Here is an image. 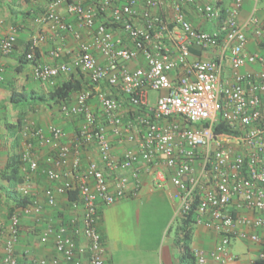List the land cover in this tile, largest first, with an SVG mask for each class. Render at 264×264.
<instances>
[{"label":"built area","instance_id":"2783aa9c","mask_svg":"<svg viewBox=\"0 0 264 264\" xmlns=\"http://www.w3.org/2000/svg\"><path fill=\"white\" fill-rule=\"evenodd\" d=\"M242 4L235 0L224 9L200 0H174L168 14L166 0L49 3L37 22L71 32L78 52L70 61L43 62L33 50L44 36L35 35L27 54L33 76L52 86L60 75L83 73L90 87L60 107L64 116L81 121L76 141L67 142L56 124L40 127L27 121L22 171L29 180L41 168L31 139L54 147L42 172L59 184L44 190L46 204L55 207L59 195L77 188L83 216L60 226L47 224L41 242L53 238L58 256L32 264H74L76 251L87 253L88 264H108L97 226L99 207L137 196L147 175L163 188L168 174L175 188L170 193L175 217L191 215L195 224L219 235L212 249H193L196 264H236L233 241L260 244L263 250L250 264H264V48L248 51L246 32L252 26L264 43V21L252 14L240 24ZM183 5L217 23V30L195 29ZM61 6L75 17L77 28L60 15ZM16 41L12 26L0 42V53L11 54ZM214 47L220 49L215 58L193 56V50ZM50 54L54 59L63 55L61 47ZM134 61L139 64L131 67ZM150 91L157 93L154 103ZM221 122L229 132L215 131ZM115 145L125 147L117 154ZM20 191L32 201L10 216L0 264H19L21 219L43 209L28 181ZM76 236L86 240V248L77 246Z\"/></svg>","mask_w":264,"mask_h":264},{"label":"crops","instance_id":"0c3cea01","mask_svg":"<svg viewBox=\"0 0 264 264\" xmlns=\"http://www.w3.org/2000/svg\"><path fill=\"white\" fill-rule=\"evenodd\" d=\"M52 0H0V42L9 33L13 22L17 29V44L15 50L9 55L0 53V73L4 79L0 83V103H8L11 92L33 91L37 94L44 95L50 92L48 83L38 81L32 73L33 63L24 62L21 57L24 55L27 46L30 44L35 35L44 36V40L39 43V59L43 62L57 64L61 61H70L78 52V41L71 32L56 31L50 27L49 23H39L37 19L46 11ZM124 1V0H122ZM202 3L217 4V0H200ZM235 0H222L220 5L224 9L229 8ZM242 8L238 16L240 24L246 23L252 14L258 19L264 21V0H242ZM167 13L170 14L174 0H166ZM186 16L191 20L192 25L199 30L213 32L217 30L218 24L204 21L191 5H183ZM59 13L63 19L77 28L76 19L70 15L65 6L59 8ZM252 26L246 28L249 38L248 51L263 49L260 41L254 35ZM84 38L89 40L90 35L83 31ZM55 47H61V58H52L50 52ZM220 49L214 47L207 52L193 50V56H202L215 58ZM100 58V55H98ZM139 64V61L131 63V67ZM254 68V67H253ZM249 69V67H248ZM225 70L230 74V65L227 61ZM70 74L60 75L56 80L61 82L68 79ZM55 80V81H56ZM75 96L73 97V101ZM8 105H10L8 103ZM90 106L95 112L98 108L94 100L90 101ZM10 110L12 106H7ZM14 116V117H13ZM17 115L12 114L10 122L15 120ZM32 119V120H31ZM38 126L45 127L48 124H56L63 128L66 133L67 142L76 141V135L80 127V120L76 117H66L60 111V107L50 105L36 106L35 112L30 115L29 121ZM6 135L7 132L3 130ZM2 133V134H3ZM3 136L6 144L9 142V135ZM39 144V143H37ZM45 146V145H42ZM47 147L42 155V163L45 164V158L54 155L56 149L51 146ZM125 145H115L114 149L119 154ZM92 150V149H91ZM93 152V151H92ZM8 153V152H7ZM94 153V152H93ZM95 154V153H94ZM7 159V156H6ZM41 160V158H40ZM42 176L38 173L32 180L37 198L43 205L42 212L38 215L24 216L21 219L20 235L16 245L17 255L21 262L29 263L31 260L53 259L58 256L55 250L53 238L47 243L41 242V234L46 225L52 223L55 226L66 224L71 218L83 216V205L81 202L72 203L67 194L59 195L57 205L49 207L46 204L44 190L49 186H55L59 183L45 181L40 179ZM39 177V178H38ZM143 185L135 197H128L117 201L110 206L101 205L98 214V229L103 237L105 246V257L108 264H182V251L177 239H170L164 243L163 229L156 236H152L150 230V221L145 228L141 221L136 222L137 228L133 227L132 216L139 218L145 208L152 209L159 206V202H168L174 213L175 202L171 199L170 193L175 190L171 180L167 178L165 187L160 188L156 185L153 175L143 177ZM154 208V209H155ZM175 216V215H174ZM183 218V217H182ZM192 225L187 226L191 230V247L205 250L212 249L219 241V235L213 230L197 225L194 222L186 221ZM186 225V224H184ZM4 233V231H3ZM2 231L0 232V253L3 256V239ZM77 246L86 248L87 242L82 236L75 237ZM251 247L243 253H235L238 256L236 264H250L257 257V254L263 250L260 244L244 243ZM233 251V249H232ZM74 264H88L87 253L76 251Z\"/></svg>","mask_w":264,"mask_h":264},{"label":"trees","instance_id":"16d2710c","mask_svg":"<svg viewBox=\"0 0 264 264\" xmlns=\"http://www.w3.org/2000/svg\"><path fill=\"white\" fill-rule=\"evenodd\" d=\"M217 4L221 5L222 0H217ZM183 11L186 15L184 8ZM186 18L187 20L191 21L188 16H186ZM14 24L15 23L13 22L12 26L16 27ZM194 28L198 29L196 27ZM260 44L262 48H264V43L260 42ZM31 51L32 49L30 42V44L26 48L24 55H22L21 57L22 61H31L33 63L32 60H29L27 58V54ZM33 51L35 52V58L39 59L38 49H35ZM50 87V92L44 95L37 94L33 91L27 92L13 90L8 100V103L12 106L11 110L7 107L10 106L8 105V103H0V113H2V116H0V133H3L4 130L9 135V142L8 144H6L8 146L7 159L5 160L4 166L0 167V202L7 209V218H10V216L16 210L27 206L32 201L31 195H25L20 191V187L23 183H26L28 181V183L31 184L33 178L35 177V174H31L29 180H26V176L22 171V153L24 150L25 142V138L22 132L27 125V121H29L30 119V115L35 112L36 106L50 105L61 107L64 103L66 104L72 102L74 96L85 90V88L90 87V80L83 73H80V75L72 73L70 74V77L68 79H65L61 82L56 80ZM12 114L17 115V117L15 120L10 122L9 119L12 117ZM99 114L100 111L98 109L96 115ZM215 131L229 132L230 130L227 128L226 124L221 122L215 126ZM7 134L5 135L3 133V136H7ZM31 141H33L34 145H37L38 141H36L35 139H31ZM26 142L28 141L26 140ZM45 165L46 164L41 162V168L37 173L46 178V175L42 172V169L45 167ZM169 177L170 175L168 174V178ZM66 194L68 195V198L72 203L81 202L79 191L77 188L69 190ZM186 219V221L194 222L191 215ZM186 224L188 223L186 222ZM189 225H184L183 231L177 239V244L180 245L182 251V264H196L194 250L191 247V230L187 227ZM1 260L2 254L0 253V263ZM19 264L32 263H27L26 261L22 263L19 259Z\"/></svg>","mask_w":264,"mask_h":264},{"label":"rangeland","instance_id":"374dc122","mask_svg":"<svg viewBox=\"0 0 264 264\" xmlns=\"http://www.w3.org/2000/svg\"><path fill=\"white\" fill-rule=\"evenodd\" d=\"M206 21V20H204ZM150 100L154 103V99L157 96V93L154 91L149 92ZM0 116H2V113H0ZM32 120V119H31ZM0 167H3L5 164L7 152H8V146L6 145L5 140L3 139V134L0 133ZM47 147L42 146L41 144H37L34 146V151L39 155L42 161V155L46 151ZM43 182L46 181L45 177L39 176ZM38 177V178H39ZM32 187H34L33 183L30 184ZM35 188V187H34ZM157 209L153 207L152 209L145 208V211L143 210V214L141 217L136 218L132 216V222L133 227L137 228L138 221H141L142 226L145 225V228L148 227V221H150V230L153 234L152 236H156L161 229H163V239L164 243H168L170 239H176L178 236H180L181 232L183 231L185 221L182 217H175L174 213L170 207V204L168 202H159ZM155 208V209H154ZM7 218V209L3 206V204L0 202V232L2 231V235L4 236L1 240L3 244L4 249V243L6 239V233H7V227H8V220ZM187 225V224H186ZM192 225V223L190 224ZM4 231V233H3ZM251 247L249 245H245L240 241H233L232 242V249L234 253H243L247 251V248Z\"/></svg>","mask_w":264,"mask_h":264}]
</instances>
